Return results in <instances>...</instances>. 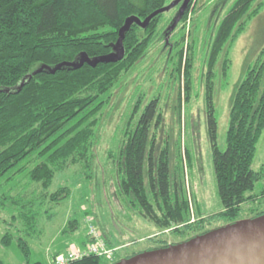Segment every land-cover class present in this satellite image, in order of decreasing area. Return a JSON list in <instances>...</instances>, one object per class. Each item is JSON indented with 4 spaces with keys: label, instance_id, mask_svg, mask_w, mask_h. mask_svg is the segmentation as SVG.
<instances>
[{
    "label": "trees",
    "instance_id": "obj_1",
    "mask_svg": "<svg viewBox=\"0 0 264 264\" xmlns=\"http://www.w3.org/2000/svg\"><path fill=\"white\" fill-rule=\"evenodd\" d=\"M255 1L233 3L217 29L209 58L208 127L223 212L206 218L193 214L183 184L174 180L179 179V173L170 169L168 150L156 158V138L151 129L155 122L157 127L162 122L156 101L145 108L135 124L131 119L125 129L115 170L118 200L127 202L160 232L193 235L184 242L220 228H208L215 221L222 220L228 226L264 215L251 208L247 217L244 209L259 201L253 191L264 178L263 172L252 170L264 133V51L235 94L225 152L218 147L213 103L214 68L224 50L229 52L247 24L259 15L262 6L252 10ZM198 2H190L178 23L181 14L167 22L172 23L169 35L181 25L182 31L186 29ZM170 5L168 0H0V223L5 226L1 246L8 249L16 241L25 262L32 256L26 238L37 234L40 219L47 212L45 206H58L71 195L69 187L50 193L56 176L73 167H83L85 178L93 175L91 153L99 117L122 78L163 33L165 12L152 18L146 28L134 23L124 32L121 60L111 58L96 67L88 61L94 64L106 57H120V32L129 20L137 18L144 24ZM185 41L183 35L176 47ZM191 49L189 43L186 53L184 46L178 52L177 72L179 83L184 72L186 104L192 90ZM226 56L225 76L231 63ZM22 84L25 86L19 91ZM185 158L189 160L187 150ZM34 185L41 188L40 193L29 192ZM260 197L264 198V189ZM193 218L196 220L191 222ZM80 225L71 219L62 234L76 233ZM101 235L109 248L119 247L108 234ZM160 236L149 239L150 247L123 259L170 247ZM62 255L54 256L53 264ZM123 259L116 254V262ZM73 264L107 262L92 255Z\"/></svg>",
    "mask_w": 264,
    "mask_h": 264
},
{
    "label": "rangeland",
    "instance_id": "obj_2",
    "mask_svg": "<svg viewBox=\"0 0 264 264\" xmlns=\"http://www.w3.org/2000/svg\"><path fill=\"white\" fill-rule=\"evenodd\" d=\"M168 1L172 5L177 0ZM235 1L199 0L196 12L189 16L191 21L185 25L186 29L182 31L181 25L170 35L172 23L167 22L182 13L183 3L165 12L166 22L161 27L163 33L161 31L147 54L122 78L110 104L99 117L91 153L94 157L93 175L85 178L83 167H73L56 176L50 193L69 187L71 195L58 206H45L47 212L40 219L37 234L26 238L32 251L28 262H25L16 241L8 249L1 246L5 226L0 223V261L6 264H50L53 256L62 255L73 247L82 248L84 243H88L91 225H98L101 234H108L121 248L118 256L122 259L150 247L149 239L160 233V238L168 241L170 246L193 237L192 234L179 237L170 230L160 232L127 202H120L116 195L118 176L115 170L121 157L125 129L131 119L135 124L154 101L157 102V113L162 114L161 124L157 127L155 122L151 129L152 137L156 138V158L168 150L170 169L173 174L179 173V179L175 177L174 180L183 184L192 213L206 218L223 212L209 136L207 76L217 29ZM259 5L262 6L259 15L247 24L229 52L224 50L214 68L213 103L218 123V147L223 152L227 150V132L235 94L248 70L264 51V0H256L252 10ZM183 35L186 41L177 48L176 43ZM189 43L192 48V90L186 104L184 72H181L179 83L177 68L178 52L184 46L186 53ZM226 55L231 63L225 76ZM186 150L189 160L185 158ZM252 170L264 173V133L257 146ZM263 189L264 178L256 183L253 191L259 201L244 206L246 211L253 208L264 212V198L260 197ZM29 192L40 193L41 188L34 185ZM71 219L81 223L79 230L63 235V228ZM195 220L193 218L191 222ZM211 225L208 228H221L225 224L218 220Z\"/></svg>",
    "mask_w": 264,
    "mask_h": 264
},
{
    "label": "water",
    "instance_id": "obj_3",
    "mask_svg": "<svg viewBox=\"0 0 264 264\" xmlns=\"http://www.w3.org/2000/svg\"><path fill=\"white\" fill-rule=\"evenodd\" d=\"M191 1L177 0L174 4L156 12L144 24L137 18H131L120 32L121 56L106 57L94 64L88 61L89 65L96 67L111 58L121 60L124 57L123 34L134 23L146 28L156 15L170 11L183 3L182 13L176 22L178 23ZM83 64L84 60L81 65ZM28 79L31 80L32 76ZM24 86L25 84H22L19 91ZM116 264H264V215L218 228L179 245L142 253Z\"/></svg>",
    "mask_w": 264,
    "mask_h": 264
},
{
    "label": "built area",
    "instance_id": "obj_4",
    "mask_svg": "<svg viewBox=\"0 0 264 264\" xmlns=\"http://www.w3.org/2000/svg\"><path fill=\"white\" fill-rule=\"evenodd\" d=\"M89 236L91 239L90 244L83 249L70 250L65 256L58 257L54 264H73L92 255L112 263L118 249L109 248L102 238L101 233L92 225L90 226Z\"/></svg>",
    "mask_w": 264,
    "mask_h": 264
},
{
    "label": "crops",
    "instance_id": "obj_5",
    "mask_svg": "<svg viewBox=\"0 0 264 264\" xmlns=\"http://www.w3.org/2000/svg\"><path fill=\"white\" fill-rule=\"evenodd\" d=\"M53 259H54V256L51 258L50 264H53Z\"/></svg>",
    "mask_w": 264,
    "mask_h": 264
}]
</instances>
